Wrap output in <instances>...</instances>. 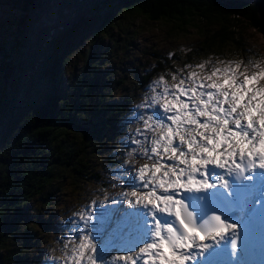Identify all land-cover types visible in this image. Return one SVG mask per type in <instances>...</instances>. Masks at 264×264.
<instances>
[{
    "label": "snow or ice",
    "instance_id": "1",
    "mask_svg": "<svg viewBox=\"0 0 264 264\" xmlns=\"http://www.w3.org/2000/svg\"><path fill=\"white\" fill-rule=\"evenodd\" d=\"M167 75L134 115L143 139L124 161L129 188L96 216L102 243L89 206L76 213L64 264H216L247 253L253 221H264V62L203 60ZM134 153L151 163L134 167Z\"/></svg>",
    "mask_w": 264,
    "mask_h": 264
},
{
    "label": "trees",
    "instance_id": "2",
    "mask_svg": "<svg viewBox=\"0 0 264 264\" xmlns=\"http://www.w3.org/2000/svg\"><path fill=\"white\" fill-rule=\"evenodd\" d=\"M5 1L14 14L10 25L5 21L2 26L10 40L0 44V247L15 236L23 245L31 240L33 222L23 205L35 197L44 204L51 202L59 192L54 183L57 170H70L76 177H102L92 159L103 152L98 148L112 142L108 138L126 113L130 96L109 101L103 92L107 73L100 67L109 60L110 45L120 43L119 36L127 39L126 20L143 16L173 23L177 31L200 29L204 39L199 50L216 55H223L227 43L237 42L233 22L244 21L264 36V0H67L72 13L63 22L42 28L39 22L49 13L51 0ZM85 23L92 31L85 64L65 78L64 66L71 48L84 38ZM213 23L217 26L210 32L207 27ZM99 47L103 54L92 52ZM148 53L155 66L140 74L141 85L166 65L172 67V58L156 49ZM172 54L182 60V54ZM124 80L118 78L117 83ZM27 261L21 251L0 253V264Z\"/></svg>",
    "mask_w": 264,
    "mask_h": 264
},
{
    "label": "rangeland",
    "instance_id": "3",
    "mask_svg": "<svg viewBox=\"0 0 264 264\" xmlns=\"http://www.w3.org/2000/svg\"><path fill=\"white\" fill-rule=\"evenodd\" d=\"M11 7L5 0H0V44L6 39L10 40V37H6L2 26H4L3 22L5 21L8 25L13 21L11 15L14 12ZM72 9L67 0H51L50 11L46 18H42V21L39 22L42 23L40 27L63 22ZM60 13L62 14L58 18L57 15ZM233 23H236L237 42L227 43L223 55H216L208 52L202 53L199 50V44L204 39L203 32L200 29L189 27L185 32L177 31L173 28V23L166 21L153 22L146 20L143 16L126 20L128 27L127 39L119 36L122 41L110 45L109 60H105L104 65L100 67L105 68V73H107L106 87L103 92L106 97H109V101L116 102L120 101L125 95L130 96L129 101L126 103V113L119 117L116 123V132L108 138L112 142L105 144L103 150L98 148L99 152H103L97 153L92 159L93 168L101 170L100 175L102 177L99 179L98 177H80L79 175L76 177L70 170H63V168L57 170L54 183L59 186V192L51 202L44 204L39 197H35L23 205V209L28 212L27 217L33 222L30 225L31 232L28 235L31 240L23 245L18 236L11 237L0 247V253H10L13 249L14 252L21 251L22 256H28V261L24 264H64L60 257L67 252L65 244H69L70 240L77 239L76 229L82 226L77 224L79 216L76 213L88 210L91 206V211L96 214L94 216L96 218V216H99L100 209H107L106 205H111L106 201V197L107 199L114 198L120 192L129 188L126 182L121 183V180L125 179L124 162L119 161L112 164L111 161L107 160H109V157L111 159L121 156L126 158L125 151L135 146L131 141L133 139H143V136L137 132V129L142 130V124L138 117L134 118V115L148 111L138 106L142 102H146V96L151 95L150 86L152 82L160 75L165 74L168 82L172 83L171 76L167 74L184 68L186 64L195 65L203 60H211L213 64L218 60L238 59H244L246 62L248 60L264 62V36L244 21ZM203 24L205 22L201 26ZM215 26L217 25L213 23L207 27L208 31H215ZM81 28L84 30L82 34L84 38L77 47L71 48L69 62L64 66L65 78H67V73L83 68L86 54L90 50L91 28L86 23ZM107 42V38L104 39L103 46ZM238 47L243 49L240 50ZM10 48L7 45V49ZM122 49L125 50L121 51ZM152 49H156L161 54L172 58V67L166 65L164 71L157 72L146 84L141 85L138 82L140 74L150 72L155 66L153 55L151 56L148 53ZM174 51L183 55L182 60L174 59L172 54ZM92 52L103 54L100 47ZM187 54L190 56L187 57ZM210 68L211 64L208 66V70ZM184 71L186 73L189 69ZM118 78H125V80L123 83L118 84ZM126 145H129V147L125 148ZM135 158V167L137 168L145 162L151 163L141 159L138 154L135 155ZM94 169L92 174L95 172ZM124 205L123 207H127L126 204ZM98 227L99 225L96 222L89 230L91 233L97 232ZM95 242L98 245L102 243L101 237L96 238Z\"/></svg>",
    "mask_w": 264,
    "mask_h": 264
},
{
    "label": "bare ground",
    "instance_id": "4",
    "mask_svg": "<svg viewBox=\"0 0 264 264\" xmlns=\"http://www.w3.org/2000/svg\"><path fill=\"white\" fill-rule=\"evenodd\" d=\"M96 222H97V221H96V218H95V223H96ZM93 226H94V224H93ZM93 226H92V227H93Z\"/></svg>",
    "mask_w": 264,
    "mask_h": 264
}]
</instances>
